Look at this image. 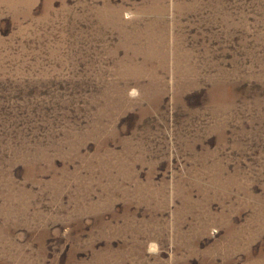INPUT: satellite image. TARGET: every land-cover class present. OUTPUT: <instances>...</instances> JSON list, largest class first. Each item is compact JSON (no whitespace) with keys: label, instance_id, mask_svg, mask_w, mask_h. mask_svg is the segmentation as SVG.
<instances>
[{"label":"rangeland","instance_id":"374dc122","mask_svg":"<svg viewBox=\"0 0 264 264\" xmlns=\"http://www.w3.org/2000/svg\"><path fill=\"white\" fill-rule=\"evenodd\" d=\"M0 264H264V0H0Z\"/></svg>","mask_w":264,"mask_h":264}]
</instances>
